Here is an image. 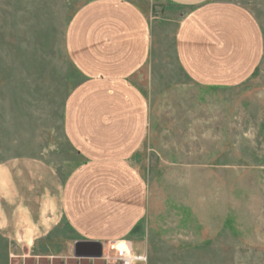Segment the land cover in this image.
Listing matches in <instances>:
<instances>
[{
    "label": "rangeland",
    "instance_id": "374dc122",
    "mask_svg": "<svg viewBox=\"0 0 264 264\" xmlns=\"http://www.w3.org/2000/svg\"><path fill=\"white\" fill-rule=\"evenodd\" d=\"M236 1L264 38V0ZM75 5L0 0V165L37 158L66 175L79 161L62 128L64 100L79 80L63 49ZM174 26H157L150 60L135 76L150 124L133 157L147 195L134 249L145 264H264V50L246 82L200 87L174 58ZM72 241L66 226L33 245L0 233V264H120L74 257Z\"/></svg>",
    "mask_w": 264,
    "mask_h": 264
},
{
    "label": "crops",
    "instance_id": "0c3cea01",
    "mask_svg": "<svg viewBox=\"0 0 264 264\" xmlns=\"http://www.w3.org/2000/svg\"><path fill=\"white\" fill-rule=\"evenodd\" d=\"M17 1L77 4L65 20L63 49L79 80L64 100L62 128L79 161L66 175L37 158L2 163L0 233L33 245L66 226L73 256L77 241L104 249L125 240L134 249L131 234L146 215L147 195L133 157L150 124L148 98L135 76L150 60L157 26L175 21L179 68L210 88L254 75L264 50L261 26L236 0Z\"/></svg>",
    "mask_w": 264,
    "mask_h": 264
},
{
    "label": "built area",
    "instance_id": "2783aa9c",
    "mask_svg": "<svg viewBox=\"0 0 264 264\" xmlns=\"http://www.w3.org/2000/svg\"><path fill=\"white\" fill-rule=\"evenodd\" d=\"M102 255L113 258L120 264H145L147 256L133 249L125 240L110 241L104 244Z\"/></svg>",
    "mask_w": 264,
    "mask_h": 264
},
{
    "label": "water",
    "instance_id": "95a60500",
    "mask_svg": "<svg viewBox=\"0 0 264 264\" xmlns=\"http://www.w3.org/2000/svg\"><path fill=\"white\" fill-rule=\"evenodd\" d=\"M102 244L96 241H77L74 244V256L76 257H101Z\"/></svg>",
    "mask_w": 264,
    "mask_h": 264
}]
</instances>
